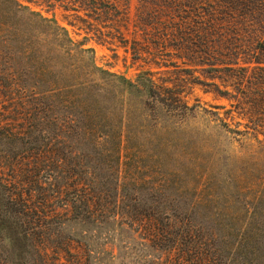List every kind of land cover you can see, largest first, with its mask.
Wrapping results in <instances>:
<instances>
[{"label": "trees", "instance_id": "1", "mask_svg": "<svg viewBox=\"0 0 264 264\" xmlns=\"http://www.w3.org/2000/svg\"><path fill=\"white\" fill-rule=\"evenodd\" d=\"M41 1L72 11L75 19L69 24L84 30L85 39L96 37L110 44L116 38L127 40L128 2L120 7L111 0ZM139 2V16L148 28L163 21L165 40L190 53L194 65L205 66L211 78L223 82L224 88L215 82L200 84L212 85V91L230 101V112L235 109L244 119V129L239 128L242 122L235 128L224 122L225 132L264 141L260 139L264 137V0ZM0 5L23 26L50 37L63 56L79 55L80 74L93 77L79 81L71 70L67 81L54 80L44 87L43 76H56L54 69L52 74L39 69V81L28 83L29 70L13 56L4 57L1 93L18 92L28 104L21 105L25 114L20 123L0 110V264H101L89 245H79L67 230L73 222L126 225L143 242V264H264V212L243 217L261 225L225 227L215 222L214 215L181 211L179 199L143 194L144 182L121 178L123 107L109 110L110 105L102 103L115 96H109L113 93L109 86L137 84L93 61L92 68L85 69L82 54L93 49L75 42L55 17L20 0H0ZM107 75L115 83L108 82ZM139 83L167 112L187 111L181 93L172 86L156 84L152 78ZM177 204L168 210V205ZM253 256L260 262L255 263Z\"/></svg>", "mask_w": 264, "mask_h": 264}, {"label": "rangeland", "instance_id": "2", "mask_svg": "<svg viewBox=\"0 0 264 264\" xmlns=\"http://www.w3.org/2000/svg\"><path fill=\"white\" fill-rule=\"evenodd\" d=\"M20 1L44 16L55 17L68 28L75 42L93 49V52L82 54L85 69L92 68L93 61L106 71L123 75L137 84L127 88L124 85L109 86L113 91L109 96H115L110 101L103 99L102 103L110 105L109 110L118 111L123 107L121 178L144 182L145 188L141 192L145 195L179 199L181 211L194 210L206 217L214 215L215 222L222 226L251 228L261 225V222H251L243 217L246 213L264 212V141L243 136L234 138L225 132L224 122L233 128L242 122L239 128L244 129V119L235 109L230 112L229 109H233L230 101L212 91V85L200 84L201 81L215 82L224 88L219 78L210 77L211 72L204 70L205 66L194 65L190 53L177 50L174 42L165 40L163 21L148 28V22L139 16V0H111L120 7L128 2L129 20L128 29H125L127 40L116 38L114 44H110L96 37L85 39L84 30L69 24L75 19L72 11L58 5L50 8L41 0ZM9 14L0 5L3 30L0 31V67H3L4 57L13 56L21 67L29 70L28 83L39 81V69L48 72L54 69L56 76H43L44 87L55 83L54 80L58 84L67 81L71 70L79 75V81L93 78L83 72L80 74L79 55L63 56L41 30L27 28L15 15ZM16 27L21 31L15 30ZM114 32L118 36V32ZM18 57H21L20 61ZM106 78L115 83L114 77L107 75ZM148 78L180 92L188 105L187 111L181 114L167 112L139 83ZM97 79L106 82L99 76ZM23 101L27 103L20 93L3 95L0 88V110L10 112L9 117L18 123L23 117L21 114H25L21 109ZM120 115V112L116 113L117 118ZM260 139L264 137L260 136ZM177 206L168 205L167 208L172 211ZM67 230L74 234L79 245L88 244L101 264H143L146 254L143 242L126 225L111 222L102 227L73 222L67 225ZM253 261L259 263L260 259Z\"/></svg>", "mask_w": 264, "mask_h": 264}]
</instances>
